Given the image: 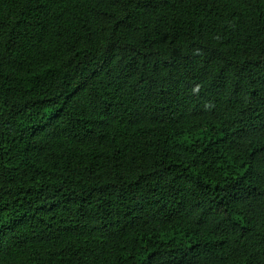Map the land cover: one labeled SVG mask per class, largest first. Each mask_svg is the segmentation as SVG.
<instances>
[{
    "label": "trees",
    "instance_id": "16d2710c",
    "mask_svg": "<svg viewBox=\"0 0 264 264\" xmlns=\"http://www.w3.org/2000/svg\"><path fill=\"white\" fill-rule=\"evenodd\" d=\"M0 264H264V0H0Z\"/></svg>",
    "mask_w": 264,
    "mask_h": 264
}]
</instances>
